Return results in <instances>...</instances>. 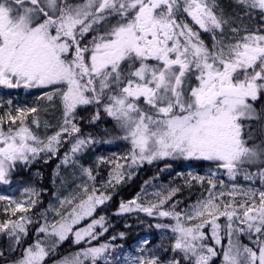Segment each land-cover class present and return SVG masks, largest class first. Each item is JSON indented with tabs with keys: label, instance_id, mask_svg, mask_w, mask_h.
<instances>
[{
	"label": "snow or ice",
	"instance_id": "6c2138e0",
	"mask_svg": "<svg viewBox=\"0 0 264 264\" xmlns=\"http://www.w3.org/2000/svg\"><path fill=\"white\" fill-rule=\"evenodd\" d=\"M236 2L264 13V0ZM215 9V0H0V86L51 89L38 99L51 102L58 98L63 112L59 130L46 139L37 136L25 122L29 113H37V108H17L15 114L7 111L0 116V184L9 183L18 162L31 163L42 152L55 156L63 134L80 133L73 121L82 106L96 107L91 122L101 118L102 107L115 128L123 132L119 138L131 146L123 157L130 159L129 167L180 156L213 162L217 169L226 171L230 180L238 175L245 180L259 176L264 184V142L249 144L242 138L240 123L242 119L260 118L249 101L264 94V34L246 31L235 43L223 44L216 32H222L227 21ZM201 32L212 34L211 49ZM33 124L39 127V119L34 118ZM96 142L91 137L76 138L62 163H75L76 154ZM251 167L257 172H250ZM123 168L124 164L115 163L109 184L123 180ZM81 172L94 179L91 169L81 167ZM215 175L213 172L208 178L211 187L206 200L198 201L183 214L159 211L160 217H170L175 223L156 227L170 228L175 235L172 251L183 253L184 261L209 264L218 253L203 243L202 229L210 224L215 244L221 245V225L217 221L226 217L228 245L223 248L222 264H264V241H255L257 252L233 239L236 233L245 231L244 227H234L236 220L249 233L264 234V190L258 193V204L254 190L243 192L246 196L252 193V202L240 203L238 211L232 203L217 202L219 198L213 192ZM191 179L203 181L205 177ZM24 191L36 194L33 189ZM83 191L85 198L79 203H74L75 197L61 200L62 207L72 206L71 211L66 215L58 212L60 220L37 228L44 239L37 235L27 247L23 243L29 218L21 215L18 221L0 223V232H6L14 242L9 250L20 253L13 264H46L70 234L75 244H91L103 234L96 231L97 226L107 231L104 216L84 228H74L111 198L96 188L89 194L84 186ZM174 193L175 189L161 198L159 205L150 206L138 203V193L133 200L120 204L119 213L139 210L154 216ZM237 194L233 185L228 195ZM0 200L15 204L13 216L29 210L10 197L0 195ZM198 219L200 223H185ZM111 251L109 244L90 246L64 256L58 264H98L100 260L111 264ZM137 251L144 253L146 249ZM127 264L160 261L155 254L140 255L128 257ZM167 264L181 261L170 259Z\"/></svg>",
	"mask_w": 264,
	"mask_h": 264
},
{
	"label": "rangeland",
	"instance_id": "374dc122",
	"mask_svg": "<svg viewBox=\"0 0 264 264\" xmlns=\"http://www.w3.org/2000/svg\"><path fill=\"white\" fill-rule=\"evenodd\" d=\"M223 1H225V3L230 6H233L235 4V0ZM242 7L245 8L243 5ZM253 10L254 12L258 13V16H255L257 22L255 30L252 29L250 25H244L242 26L244 35L246 31L252 32L250 31V29H252L253 32L264 34V18H262V16H264V13H261L259 10ZM243 12L244 14H248L245 10H243ZM219 41H221L225 45L229 44L220 39ZM206 45L211 49V45H209L208 43H206ZM192 82L193 84H195L194 77L192 78ZM9 91L12 93V96H15V98L20 97L21 101L17 99V103L14 104L13 97L9 96L8 93L5 94V92ZM45 91H51V89H25L23 87L6 88L0 86V116H3L7 111H11L13 114H15L17 108H37V113H29L25 122L37 136H39L41 139H46L47 136L52 135L54 134V132L59 130V126L63 120V112L58 98L51 102L47 101L46 99H38ZM259 98L256 101H249L253 104L254 108L255 104H258L257 101H259ZM9 100L12 101L11 105L8 104ZM140 103L142 104L143 101H141ZM85 107L92 108L95 106H82L77 109L76 118L73 122L76 123L78 127H80L79 124L81 123L82 109ZM101 111L103 112L102 107ZM262 113L263 130L261 131V133L263 134V137L261 136V140L257 138V141H251L257 137L255 135L256 127L252 124L259 121L260 118L252 120L242 119L240 121L241 124L243 122H247L248 126L252 125L250 127L251 130H248L249 128L247 129L249 132L252 131L254 134V137L251 138L244 134L245 130L244 127H242V138H244L249 144H259L261 142H264V108L262 110ZM103 115L108 120H112L104 112ZM257 115L259 117L261 116V114H258V112ZM34 118L39 119V127L33 124ZM45 122H47L48 127H45ZM112 125L115 128L114 121ZM4 127L5 130H7L8 125L5 124ZM112 131L114 132V134H112L109 138L105 139L102 142L95 140L97 141L96 143L89 144L82 152L76 154V156L73 158L75 163L67 165L62 163V160L65 153L70 151L71 144L75 143L76 138H87V136H82L80 135V133L73 134V136L63 134L61 146L55 156L51 155L50 153L42 152L35 159H33L31 163L18 162L17 165L23 166L24 170L28 172L26 178L24 179L12 177V170L9 175V183L0 184V195L10 197L16 202L23 203L25 207L29 209L27 212H17L16 215L13 216L12 211L15 209V204L9 205L8 200H0V211L4 215V217L0 218V223H3L9 219L18 221L21 215L26 216L31 220V223L26 225V227L28 228V235L24 237L23 247H27L28 244L32 243L37 235H39L41 239H44V235L42 233L38 234L36 232V229L45 223L51 225L57 220H60L61 215H66L68 212H70L72 206L64 205L62 207L60 201L64 200L65 198L75 197L74 203H79L80 199L85 198V194L83 191L84 186L87 187L89 194L91 193L93 188L98 189L100 192H105L106 194H108L109 192L113 194L117 186H122L123 184L133 179V176L136 174V171L139 167L158 164L159 162H165L166 169L164 168L163 170H166V173H170V178L163 179L161 177H151L138 192L140 194L138 203L144 206H150V204L159 205V200L161 198L168 197L170 193H172L173 189H175V193L172 194L171 198L167 199L163 205H160L158 209L155 210L156 215L154 216H149L139 210L119 213V205L118 211L115 213L116 215L123 216L128 214H137L139 216H143V218L146 220L149 219L151 224V231L149 232V235L139 237V239L128 248H123L121 244H119L117 241L115 242V239H104L107 231H104L103 228L97 226L96 231L102 232L103 234L99 235L96 240H92L91 244H88L85 241H82L80 244H75L73 242L74 235L70 234L69 238L59 244L58 247L50 254V256L46 259V264H58V262L64 256L80 251L82 248L90 246L98 247L101 244H109L111 246L112 251L109 257L111 264H127V258L130 256H151L152 254H155L159 258L160 264H167L170 259L168 258L169 254L166 253V246L169 245L172 247V244L175 240V235L174 233H172L170 228H165V230H160L158 232V228L156 227V225L158 224V212L161 210L170 211V209L173 208V206L171 208L166 206V204L171 199H173L176 194H178L177 188L173 187L177 185L171 184V181L173 180H179L188 185L189 183H194L195 186H200L201 191L199 193H194L192 195L190 193L187 195L194 201L180 212L182 214L185 212H190L191 206L195 205L198 201H204L208 198L209 188L211 187V185L208 183V178L212 177L213 172L216 173L214 177L216 187L215 189H213V192L219 198L217 201L218 203L220 201H223L224 203H232L233 207L237 208V210L240 211V203L247 201L249 204H251L252 202L250 198L252 197L251 192H249L247 196L243 194V192H246L249 189L255 191L256 195L254 199L256 200L257 204L259 202L258 193L260 190H264V184H262L259 176H255L250 180H245L243 175H238L234 180H230L224 169H217L215 163L210 161L194 158L185 159L180 156H170L155 159L151 163L144 161L143 163H139L129 167V164L131 163L130 159L126 161L123 159V157L128 155L131 146L127 141L119 138L123 136V132H121L117 128H115V130L112 129ZM97 150H100V152L98 153ZM100 158H103V161H101ZM117 158L121 159L117 160ZM117 162L124 164V168L122 169L124 178L119 183L113 181L111 184H109V174L113 171L115 163ZM171 163H175L176 166H178V168L181 167V169H176V167L173 170V166H169V164ZM43 164H49L50 167L48 171H44L43 169H41ZM191 164H194L196 166L192 167ZM103 165H105V169L107 170L105 176L106 183L109 185L110 191H108L105 183L100 186L99 182H95V173L98 172L100 167ZM81 167L91 169L94 179H89L86 175H83L81 172ZM249 171L255 173L257 172V168L251 167ZM191 176H201L205 177V179L203 181H196L192 180ZM221 180L224 182L223 186L220 184ZM233 185H235L238 189V194L235 197L228 195V193L232 191ZM26 188L33 189L36 194L33 195L29 192H25L24 190ZM221 191L225 193V195L222 197L219 195ZM137 194L134 198L137 197ZM33 200L36 201L35 204L32 203ZM100 206H98L97 209L100 208ZM222 208L223 204H221V209ZM58 212L61 215H58ZM94 214L95 212L93 213L92 217L85 218L79 224L75 225L74 228H84L89 223H91L93 219H98L99 217L96 218ZM163 218V224L175 223V221L170 217ZM200 222L201 220L199 219L194 221L185 220L186 224H195ZM217 222L221 225V245L215 244V241L212 238V229L210 224L205 225V227L202 229L205 234L203 243L207 247L215 248V250L217 251L218 255L212 257L211 259L214 261V264H222L223 248H226L228 245V221L226 217L221 216L219 217ZM105 223L106 221H104V228H106ZM234 227H244L245 231L243 233H236L233 239H238L241 245H247L248 247H251L258 252V245L255 243V241L258 238L261 241H264V234H257L254 231L252 233H249L246 226L241 225L238 220L234 221ZM115 238L117 239L119 237ZM2 239L5 240V245H3L4 249H0V253H3L5 251L6 254H14L17 258L20 253L19 251L18 253H16L9 250L10 246H14V242L10 240L6 232H0V242ZM145 240L148 241L147 244L143 243ZM138 248H144L146 249V251L144 253L138 252ZM164 257H166L165 262H163ZM15 260L16 259L2 263L0 258V264H13ZM86 264H90V261L86 262ZM98 264H104V261L100 260L98 261Z\"/></svg>",
	"mask_w": 264,
	"mask_h": 264
},
{
	"label": "trees",
	"instance_id": "16d2710c",
	"mask_svg": "<svg viewBox=\"0 0 264 264\" xmlns=\"http://www.w3.org/2000/svg\"><path fill=\"white\" fill-rule=\"evenodd\" d=\"M88 39H91V36L88 37ZM8 93L9 96L13 97V103H17V99L21 101L20 97L15 98V96H12V93L5 92V94ZM18 94V93H16ZM258 104H255V108L257 109L258 114H261L260 120L253 123L252 125H255V135L257 136L251 141H257V138L260 140L263 137V134L261 131L263 130L262 125V117L263 113L262 110L264 108V95L262 94L259 98V101H257ZM97 109L95 107L88 108L85 107L82 109V116H81V123L79 124V128L81 129L80 135L91 137L93 140L97 141H104L105 139L109 138L115 130L113 127L112 120H108L106 117H104L103 112L100 108V114L101 118L98 121L91 122L92 115L95 114ZM80 113V112H78ZM251 125V126H252ZM242 126L244 127V134L248 137H254L253 132H249L248 130H251V126H248L247 122H243ZM249 128V129H248ZM248 129V130H247ZM247 130V131H246ZM254 130V129H253ZM99 153L100 150H97ZM89 155V154H88ZM191 163V162H190ZM173 166L176 169H181L176 166L175 163L169 164V166ZM192 167H195L196 165L191 164ZM49 164H43L42 168L44 171L49 170ZM165 168V162H159L158 164L153 165H145L141 166L137 169L136 174L133 176V179L129 182L123 184L122 186H117L115 188V191L113 194L110 192L108 195L111 197L108 201L105 202V204L101 205L100 208H98L95 211V217L98 218L100 216L105 217V225L107 228V233L104 239L111 238L115 239V242L117 241L123 248H128L131 246L134 242H136L139 237L149 235V232L151 231V224L149 219H144L143 216H139L137 214H128L119 216L115 213L118 211L119 205L122 202H128L131 199H133L136 194L141 190V188L147 183V181L151 177H161L163 179H169L170 173H166V170H163ZM162 169V170H161ZM166 169V168H165ZM106 172L105 165L101 166L98 172L95 173V182L98 183L101 186L103 183H105V186L107 187L108 191H110L109 185L106 183ZM28 175V172L24 170L23 166L16 165L13 169L12 177L14 178H26ZM172 185L177 188V193L173 199H171L166 206L171 208L172 206H175L170 209V211L175 212H181L184 208L188 207L194 200L187 195L191 193L196 194L199 193L200 186H195L194 183L184 184L183 182L179 180H173L171 181ZM98 185V184H97ZM44 186V183H43ZM167 210V209H166ZM168 211V210H167ZM4 217V215L0 211V218ZM163 217L158 216V224H163ZM160 230H165V228H158V232ZM123 234V235H121ZM119 237V238H115ZM121 239V240H120ZM5 240H1L0 242V249H4L3 245ZM204 242V241H203ZM19 250L16 251L18 253ZM166 253L169 254V259H178L181 261V264H189L188 261L183 260V254L180 252H173L171 246H166ZM1 262H7L12 261L16 259V256L14 254H6V252H3V255L0 256ZM166 261V257L163 258V262ZM209 264H214V261L211 260Z\"/></svg>",
	"mask_w": 264,
	"mask_h": 264
},
{
	"label": "flooded vegetation",
	"instance_id": "af4514ba",
	"mask_svg": "<svg viewBox=\"0 0 264 264\" xmlns=\"http://www.w3.org/2000/svg\"><path fill=\"white\" fill-rule=\"evenodd\" d=\"M216 12L218 15H222L227 23L223 26V31H217L216 37L219 40H222L227 43H235L236 39L244 35L242 31V26L250 25L252 29L255 30L257 24L255 16H258L257 12H254L253 9L243 8L242 5L238 4L235 0V4L230 6L225 3L223 0H215ZM243 10L248 14H244ZM190 22V21H189ZM236 29L237 31H233ZM250 31L253 32V30ZM201 38L212 46V34L201 32ZM150 63H155L151 61ZM193 83V82H192Z\"/></svg>",
	"mask_w": 264,
	"mask_h": 264
}]
</instances>
